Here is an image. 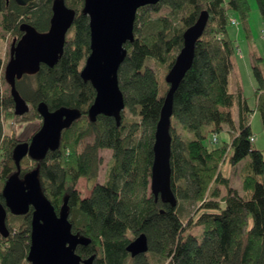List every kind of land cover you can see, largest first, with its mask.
<instances>
[{
	"label": "trees",
	"instance_id": "obj_1",
	"mask_svg": "<svg viewBox=\"0 0 264 264\" xmlns=\"http://www.w3.org/2000/svg\"><path fill=\"white\" fill-rule=\"evenodd\" d=\"M255 2L264 23V0ZM64 3L76 15L62 55L52 67L41 65L15 86L30 107L20 116L25 121L41 120L37 112L41 102L50 111L77 109L80 116L62 130L57 149L40 160L25 156L16 166L12 152L21 141L2 135V120L17 116L9 88L2 90L0 56V203L4 205L1 192L9 176L22 177L37 168L41 190L54 210L59 213L65 202L72 232L89 240L75 252L82 259L93 256L92 264H264V151L250 141L254 112L264 137V57L250 52L254 107L242 89L229 88L239 48L228 26L234 18L245 38L251 39L249 1L160 0L140 7L134 39L124 45L127 53L118 71L124 98L119 124L104 115L95 121L87 117L95 92L79 71L89 54L88 18L81 13L83 0ZM51 4L52 0L26 5L0 0V40L5 33L11 39L20 37L22 23L46 31ZM202 11L207 13L205 28L173 95L169 126L170 186L177 201L173 207L150 192L153 135L168 90L164 77L182 47L184 30ZM222 132L218 146L205 145L208 135L216 138ZM102 150L112 156L103 183L98 184ZM246 159L238 191L222 166L227 162L234 168ZM80 178L93 183L87 197L76 190ZM7 217L9 234L0 235V264H30V212L15 216L7 211ZM141 233L148 249L131 257L126 246Z\"/></svg>",
	"mask_w": 264,
	"mask_h": 264
},
{
	"label": "water",
	"instance_id": "obj_2",
	"mask_svg": "<svg viewBox=\"0 0 264 264\" xmlns=\"http://www.w3.org/2000/svg\"><path fill=\"white\" fill-rule=\"evenodd\" d=\"M34 0H14L26 5ZM160 0H83L81 13L88 18L89 54L79 71L81 79L89 82L95 96L87 109V117L95 121L99 115L112 117L117 124L124 109L123 94L118 85V71L126 57L124 45L134 39L133 26L137 10L155 5ZM76 11L67 7L64 0H52L48 29L37 31L22 23L23 33L12 40L9 59L3 68V79L13 101V113L22 116L29 111L26 101L18 93L15 82L23 75L36 74L41 65L52 67L63 52L67 32L73 25ZM207 22V13L200 12L193 25L182 34V47L164 77L168 90L164 96L159 120L155 126L152 145L153 160L149 188L154 198L176 206V198L170 186L171 137L169 133L172 116L173 95L180 81L192 64L194 49ZM41 125L28 142H19L12 152L18 166L28 156L40 160L48 151L58 148L62 130L68 128L80 116L77 109L60 107L48 110L45 103L37 106ZM4 205L0 203V235L7 237V211L15 216L30 212V243L27 261L30 264H92L93 256L82 259L76 252L78 245L89 243L87 238L72 232L69 214L64 202L59 213L41 190L38 169L22 177L17 173L7 178L2 188ZM147 239L141 233L126 246L131 257L147 251Z\"/></svg>",
	"mask_w": 264,
	"mask_h": 264
},
{
	"label": "rangeland",
	"instance_id": "obj_3",
	"mask_svg": "<svg viewBox=\"0 0 264 264\" xmlns=\"http://www.w3.org/2000/svg\"><path fill=\"white\" fill-rule=\"evenodd\" d=\"M248 1H249L250 8H251V13L249 17V25H250V29L252 33V39L250 40V39L245 38V34L242 31L241 26L238 23L235 25L230 24L228 26V34L230 35L232 39L236 41V44L241 49V52L243 51L246 52L247 46L249 48L251 47L253 48L254 46L256 47L260 55L264 56V35H263L264 23H262V19L260 17L259 11L257 10L255 0H248ZM68 32L72 33L73 30L70 29ZM11 38L12 36L10 34L5 33L4 37L0 40V56L3 61V68L9 59V48H10V44L12 41ZM236 53H239L238 50H236ZM235 57H236L235 60H237L238 55H236ZM240 75L241 74H239V72L237 71V77H239ZM246 82L247 81L245 80V83ZM7 88L8 86L4 83L2 85V90H7ZM8 92H9V89H8ZM251 97L249 98V101L251 100ZM250 105H252V102H250ZM40 125H41V120L39 118L38 119L34 118L31 121H25L20 116H17L8 121H5L3 119L2 120V135H7V136L12 135L14 139L17 141L28 142L30 138L33 136V134L38 131ZM223 137H224L223 132L216 136L217 139L214 138L213 135H208L205 141V145L207 147L218 146L220 142L222 141ZM255 138H256V141H254V138H253V142H252L253 146L264 151V137H263L262 132L259 133L257 137L255 136ZM211 140H213L215 144H212ZM111 156H112V153L109 150H102L99 152L100 164H99V171H98L96 183L98 184L103 183L104 172H105L107 163L111 159ZM246 161L247 159L241 162L240 164H238L234 168H231V166L228 165L227 162L222 166V173L224 175L229 176L230 185L238 191L239 190L241 191V180L239 177V171L242 168L243 163H245ZM92 187H93V183H88L84 179H79L76 184V190L79 192L81 197L89 196ZM220 192L221 194L224 193L222 188H220ZM7 220H8V217L6 221Z\"/></svg>",
	"mask_w": 264,
	"mask_h": 264
},
{
	"label": "crops",
	"instance_id": "obj_4",
	"mask_svg": "<svg viewBox=\"0 0 264 264\" xmlns=\"http://www.w3.org/2000/svg\"><path fill=\"white\" fill-rule=\"evenodd\" d=\"M234 19V18H232ZM250 26V25H249ZM251 34V39H252V33ZM264 35V33H263ZM250 39V40H251ZM249 40V42H250ZM239 48V47H238ZM238 52L236 55H238L237 60L234 61V69L232 70V73L229 76V88L230 90H234L236 88H240L243 91L244 96L248 100V104L252 102V107L255 105V98L251 97L253 96V91L255 90V82L252 77L251 71H250V66H251V58H250V52H254L260 57H264L260 55V53L257 51L256 47L253 46V48H249L247 46L246 52L243 51L241 52V49H238ZM246 57V58H245ZM239 60V61H238ZM237 71L239 74H241L239 77H237ZM251 77V78H250ZM243 79V80H242ZM238 80V81H237ZM245 80L247 81L245 83ZM251 97V100L249 101V98ZM250 128L253 133L254 141H256L255 136L259 133L262 132L261 130V125H260V118L257 113H253L251 118H250Z\"/></svg>",
	"mask_w": 264,
	"mask_h": 264
},
{
	"label": "flooded vegetation",
	"instance_id": "obj_5",
	"mask_svg": "<svg viewBox=\"0 0 264 264\" xmlns=\"http://www.w3.org/2000/svg\"><path fill=\"white\" fill-rule=\"evenodd\" d=\"M22 34H23V33L21 32V35H22ZM20 37H21V36H20ZM20 37H14L13 39H14V40H18ZM13 39H12V40H13ZM23 76H25V75H23ZM23 76H22V77H23ZM26 76H27V75H26ZM22 77H21V78H22ZM21 78H20V79H21ZM20 79H19V80H20ZM16 81H18V80H16ZM15 83H16V82H15ZM80 179H83V178H80ZM84 180H85V179H84Z\"/></svg>",
	"mask_w": 264,
	"mask_h": 264
},
{
	"label": "built area",
	"instance_id": "obj_6",
	"mask_svg": "<svg viewBox=\"0 0 264 264\" xmlns=\"http://www.w3.org/2000/svg\"><path fill=\"white\" fill-rule=\"evenodd\" d=\"M232 23H234V21H232ZM252 140H253V138L251 137V138H250V141H252Z\"/></svg>",
	"mask_w": 264,
	"mask_h": 264
}]
</instances>
